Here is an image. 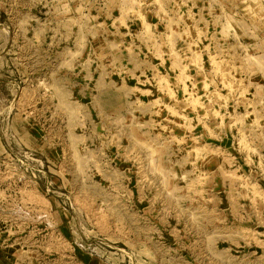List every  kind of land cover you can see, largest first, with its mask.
<instances>
[{
	"label": "rangeland",
	"instance_id": "obj_1",
	"mask_svg": "<svg viewBox=\"0 0 264 264\" xmlns=\"http://www.w3.org/2000/svg\"><path fill=\"white\" fill-rule=\"evenodd\" d=\"M0 264H264V0H0Z\"/></svg>",
	"mask_w": 264,
	"mask_h": 264
}]
</instances>
